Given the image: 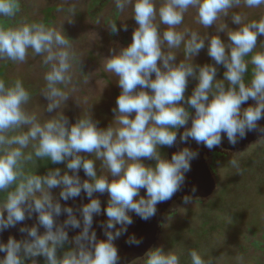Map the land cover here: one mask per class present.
<instances>
[{
	"label": "clouds",
	"instance_id": "clouds-1",
	"mask_svg": "<svg viewBox=\"0 0 264 264\" xmlns=\"http://www.w3.org/2000/svg\"><path fill=\"white\" fill-rule=\"evenodd\" d=\"M241 4L259 8L264 0H162L159 8L156 0H115L118 14L131 5L138 27L129 46L118 53L113 50L114 54L105 59V70L118 77L122 90L113 109L114 123L106 129L99 128L91 115L81 117L71 126L64 115L41 123L24 108L30 93L22 80L16 79L9 85L0 79V193L6 194L0 201V232L24 221L26 213L30 218L33 212L38 213L39 224L46 229L40 235L36 226L22 227L20 231L33 239L9 238L6 244L0 242V252L6 253L0 264H25L26 259L39 256L46 258V264H119L121 258L114 241L133 223L129 212L143 220L152 218L157 204L171 199L181 189L186 173L191 170V161L198 156V152L185 147L168 160L158 150L159 146H172L176 142L177 130L191 116L180 103L185 101L189 77L198 80L185 101L195 109V115L192 126L180 136L181 142L191 138L212 150L221 145L222 134L235 145L247 132L257 128V122L264 118V52L251 57L254 68L248 84L244 77L249 62L244 57L257 47L258 36L264 35V17L244 23L245 17L233 13L232 22L239 27L227 32L231 43L225 44L219 35L207 41L208 55L215 64L226 68L224 80L216 79L215 65L194 66L185 60L177 64L176 55L170 51L183 43L187 58L198 55L205 47L206 42L198 32L176 30L190 8L196 9L198 22L209 28L221 14L227 16L230 9ZM19 11L20 0H0V17L13 18ZM106 25L114 34L119 31L116 21L110 19ZM160 25H166L167 29L161 32ZM225 28L226 24L218 31ZM70 41L64 32L43 22H22L15 26L0 22V61L23 63L29 49L43 57L42 63L47 67L43 95L50 101L48 112L60 108L61 102L69 98L58 85L67 87L72 80L70 70L75 55ZM250 98L256 101L255 105L242 110V103ZM133 113L135 116L131 118ZM29 146L32 151L26 153ZM82 152L95 158H85L80 155ZM142 157L154 159L155 167L145 166ZM38 158H47L53 164L66 161V168L74 174L62 175L60 168L50 169L43 176L26 171V164L36 163ZM98 160L107 175H97ZM230 163L238 167L236 160ZM81 168L91 182H81L78 175ZM109 176L114 178L111 182ZM58 186L64 201L79 197L82 190L90 198L79 209L83 228L73 238L75 247L65 251L62 257L57 256V249L69 240L66 228H81V220L72 207L62 209L54 200L51 190ZM141 189H146L145 196H140ZM97 192H107L110 196L103 213L108 219L100 222L106 240H97L93 230L94 215H101L100 199L92 198ZM190 199L185 196V203ZM62 211L68 217L62 225H56L55 217ZM126 242L139 245L141 240L133 235ZM189 255L191 264H206L196 250H191ZM142 260L143 264H180L179 255L165 251L163 246L150 249ZM32 264L37 261L32 259Z\"/></svg>",
	"mask_w": 264,
	"mask_h": 264
},
{
	"label": "rangeland",
	"instance_id": "rangeland-1",
	"mask_svg": "<svg viewBox=\"0 0 264 264\" xmlns=\"http://www.w3.org/2000/svg\"><path fill=\"white\" fill-rule=\"evenodd\" d=\"M161 3L162 0H156V7L159 8ZM233 13H240L245 17L244 23L258 21L264 17V5L248 8L241 4L238 8L230 9L227 16L221 14L209 28L198 22L196 9L190 8L176 30L196 31L206 44L194 57L185 58L183 43L180 48L171 49L176 55L175 63L185 60L194 66L215 65L216 79L224 80L226 68L222 64H215L208 55L207 41L211 36L219 35L225 44L231 43L227 32L239 27L232 22ZM110 19L116 21L119 29L115 34L106 25ZM0 22L7 26L22 22H43L64 32L71 40V51L75 55L70 70L72 80L67 87L58 85L69 98L52 112L47 111L50 101L43 95L47 84L44 80L47 67L42 63V56L35 55L29 49L23 63L0 61V79L9 85L20 79L29 91L30 100L24 105L29 114H35L41 123L56 115H64L69 126L81 117L90 115L98 122L99 128L106 129L114 123L113 109L117 107L116 100L122 90L118 85V77L105 70V59L114 54L113 50L118 53L132 43L133 32L138 24L133 18L131 5L118 14L115 0H20L17 15L13 18L0 17ZM156 22L159 23L158 16ZM224 24L227 28L219 32L218 28ZM166 29V25H160L161 32ZM165 50H168L166 45ZM256 52H264V35L258 36L257 47L244 57L249 62L248 72L244 77L246 84L251 81L250 73L252 78L254 66L250 60ZM196 71L198 73L199 67ZM152 78H155V74ZM197 84L198 80L194 77L188 78L185 101L192 95ZM185 101L180 103L192 113L195 109ZM134 116L135 113L131 118ZM158 150L162 158L168 159V146H159ZM29 151H32L31 146L25 149L26 153ZM80 155L88 159L95 158L89 153L82 152ZM206 159L216 182V191L207 199L191 198L185 203L183 198L174 202L163 216L155 248L163 246L165 251L176 252L180 257V264H191V250H196L206 264H264V139L234 152L215 147L208 151ZM233 159L238 162V167L230 163ZM141 161L148 167H155L156 164L154 159L142 157ZM66 163L53 164L47 158H38L36 163L28 162L25 170L43 176L50 169L60 168L62 175L64 172L69 174L71 170L66 168ZM101 163L96 161L97 175H107V170L101 168ZM112 179L114 178L109 176L110 182ZM60 191L59 186L53 188L52 196L57 198ZM93 195L100 199L101 215L106 216L103 213L110 199L109 194L97 192ZM5 196V193H0V201ZM132 213L129 212V215ZM72 241L69 239L65 244L75 247ZM32 259L37 264H43L45 257ZM32 259H26L25 264H32ZM142 259L132 264H143Z\"/></svg>",
	"mask_w": 264,
	"mask_h": 264
},
{
	"label": "water",
	"instance_id": "water-1",
	"mask_svg": "<svg viewBox=\"0 0 264 264\" xmlns=\"http://www.w3.org/2000/svg\"><path fill=\"white\" fill-rule=\"evenodd\" d=\"M255 103L256 101L250 98L247 102L242 103L241 109L243 110L249 106H254ZM194 115L195 110L191 113V116L186 125L177 130L176 142L172 146H168V160H171V157L174 153L181 151L185 147L198 152L197 158L191 161V170L186 173L184 184L181 186V189L173 195L171 199L157 204L156 214L149 220L141 219L134 212L130 215L133 219V223L127 226V232L125 234L121 235V237L114 241L115 245L118 248V255L121 258L119 264H132L144 258L145 254L150 249L155 248L158 242V236L163 216L174 202L183 199L185 196H189L193 199H207L211 197L216 191V182L206 159V155L209 149L206 148L203 144H197L196 141L191 138H189L187 142H181L180 140V136L183 134L185 129L192 126V117H194ZM261 129H264V118L260 119L257 122V128L255 130L247 132L246 136L242 139H238L235 145L230 144L226 138V135L222 134L221 145L217 148L227 152L242 150L258 142L259 140L264 139V131H261ZM72 174L74 173L70 171L69 175ZM78 175L81 178V182H83L84 180H88L89 182H91V178L85 175V172L82 168L78 171ZM193 189H195V191H193ZM145 194L146 189H141L140 196H145ZM92 198H94V196ZM54 200L58 201L61 204L62 209L64 207H72L77 218L81 220V228L73 229L70 226L66 228L69 239L73 240V238L77 236L83 228L82 216L80 215L79 209L82 207V205L89 203L90 198H88L86 196V193L82 190L79 197L69 199L68 201H64L62 198H60V196L54 198ZM4 215L6 218L7 213L5 212ZM37 217L38 213L33 212L30 218L27 217L26 213V219L24 221L17 223L14 227H9L3 232H0V242L6 244L9 238H14L17 241H30L31 239H33L28 236L27 232L20 231L22 227L31 228L33 226H36L38 227V234H45L46 229L39 224ZM67 217L68 214L62 211L59 216L55 217L56 225H62ZM107 219L108 218L103 215H94L93 230L96 231L97 240L107 239V237L104 235V230L100 227V222L106 221ZM120 227V225H116V228ZM112 231H115V229H113ZM133 235L137 239L141 240V243L139 245H129L126 242L128 238ZM4 256H6V253L0 252V257Z\"/></svg>",
	"mask_w": 264,
	"mask_h": 264
},
{
	"label": "trees",
	"instance_id": "trees-1",
	"mask_svg": "<svg viewBox=\"0 0 264 264\" xmlns=\"http://www.w3.org/2000/svg\"><path fill=\"white\" fill-rule=\"evenodd\" d=\"M250 79H251V73H250ZM248 83H250V81H248ZM71 248H74V247H72V246H70L68 244H64V246L62 248H58L57 249V256L58 257H60L61 255L63 256L64 252L67 251V250H70ZM25 263H27L26 260H25ZM43 264H46V258L44 259V263Z\"/></svg>",
	"mask_w": 264,
	"mask_h": 264
},
{
	"label": "flooded vegetation",
	"instance_id": "flooded-vegetation-1",
	"mask_svg": "<svg viewBox=\"0 0 264 264\" xmlns=\"http://www.w3.org/2000/svg\"><path fill=\"white\" fill-rule=\"evenodd\" d=\"M94 196V195H93ZM94 199V198H93Z\"/></svg>",
	"mask_w": 264,
	"mask_h": 264
}]
</instances>
